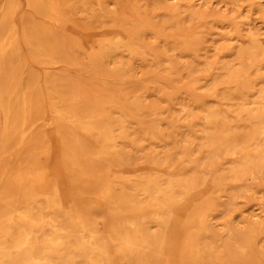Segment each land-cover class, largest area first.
Returning a JSON list of instances; mask_svg holds the SVG:
<instances>
[{
	"label": "bare ground",
	"instance_id": "6f19581e",
	"mask_svg": "<svg viewBox=\"0 0 264 264\" xmlns=\"http://www.w3.org/2000/svg\"><path fill=\"white\" fill-rule=\"evenodd\" d=\"M197 1H4L0 264H264V0Z\"/></svg>",
	"mask_w": 264,
	"mask_h": 264
},
{
	"label": "rangeland",
	"instance_id": "374dc122",
	"mask_svg": "<svg viewBox=\"0 0 264 264\" xmlns=\"http://www.w3.org/2000/svg\"><path fill=\"white\" fill-rule=\"evenodd\" d=\"M5 0H0V18L2 16V11H1V6L3 5ZM14 5L16 6V11H15V15H14V18L15 20L17 21L18 25L20 28H22V22L23 20H26L27 23H33L34 21L35 22H39L41 23L42 22V19L37 16L35 13H33L32 9L29 7V2L28 0H12ZM193 2H195V0H191ZM197 3H200V1H197ZM206 8V7H204ZM220 8H222V5H213L211 6L210 5V9L211 11H214V10H220ZM222 11H224V8H222ZM92 24L90 22L87 23V26L86 27H97V26H91ZM98 30V28H92L90 31L91 32H94ZM65 34L67 36H69L70 38L76 40V41H79L81 42L82 44H84L86 47H89L91 44H92V40L93 38L90 36V34H88V31L87 30H82L81 28H79L78 26H74L73 24H68V26H66V30H65ZM22 44V50H23V54H24V62H29L28 64H30L32 66V73L34 74L35 76V79L33 81V85H36V86H41L43 85V82H42V78L44 77L45 73L46 72H50V74H60L61 71L56 69V70H49L48 69V66L46 64H41V63H36L34 62L33 60H31V57L29 55V51L26 47V45L24 44V41L21 42ZM67 53V52H66ZM72 59V61H71ZM33 61V63H32ZM70 63H73L74 62V58L70 57V60H69ZM21 77L23 79L29 77L31 75L30 71H28V68L27 67H24L22 68L21 70ZM151 77H148L147 80H150ZM39 125V128L38 130L40 131H44L43 132H46L48 134H52V129L51 127H43ZM138 166V165H137ZM140 166H142L140 164ZM136 166H130L128 167L127 169L131 170L132 168H135ZM151 170L149 168H145V169H142L140 172L141 173H146V172H150ZM125 174H128V175H132L134 173H131V172H127ZM211 193V186L209 185V183L203 185L200 187L199 191L193 195L191 198L189 199H186L184 201L181 202V204L179 205V214L181 218H184L188 212L190 210V206L192 207V204L193 205H197L199 202H201V200L197 201L201 196H208L210 195ZM246 215H250V213H246ZM221 220H219L220 222ZM261 257V256H260ZM262 258V257H261Z\"/></svg>",
	"mask_w": 264,
	"mask_h": 264
}]
</instances>
